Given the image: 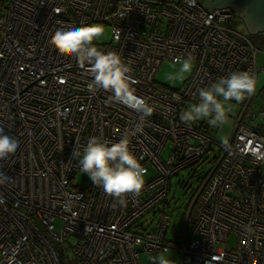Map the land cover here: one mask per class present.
Masks as SVG:
<instances>
[{
  "label": "built area",
  "instance_id": "1",
  "mask_svg": "<svg viewBox=\"0 0 264 264\" xmlns=\"http://www.w3.org/2000/svg\"><path fill=\"white\" fill-rule=\"evenodd\" d=\"M235 11L209 12L195 0H0V128L19 141L16 153L0 161L11 178L0 186L6 198L0 264H62L66 246L78 264H139L141 253L165 248L178 250L179 264H264V102L257 103L264 51L230 27ZM92 24L111 27L110 41L97 46L122 57L136 94L155 109L143 131L130 137L147 174L141 194L129 195L126 207L90 178L86 187L78 185L83 172L73 151L78 145L83 152L93 136L118 141L138 114L110 92H90L91 66L49 44L57 28ZM189 56L193 68L180 87L156 82L165 60ZM240 71L255 76V93L238 103L227 145L214 141L206 119L191 126L180 120L199 102L198 89ZM208 153L210 170L174 246L167 237L169 181ZM152 211L154 224L139 222Z\"/></svg>",
  "mask_w": 264,
  "mask_h": 264
},
{
  "label": "clouds",
  "instance_id": "2",
  "mask_svg": "<svg viewBox=\"0 0 264 264\" xmlns=\"http://www.w3.org/2000/svg\"><path fill=\"white\" fill-rule=\"evenodd\" d=\"M104 34L103 25H85L81 27L57 28L51 35L49 44L58 54L80 64L91 66L92 80L88 90L95 93L104 90L111 93V99L126 106L138 114L135 125L126 130L116 142L90 137L80 151L77 145L73 158H78L79 171L86 174L94 186L100 187L103 193L114 199L121 207L127 206L129 195L139 196L145 185L147 170L141 165L130 150V137L143 131L146 120L154 112V106L148 100L136 94V81L131 77V67L115 51L100 49L95 43ZM175 63L180 65V72L190 73L193 58L177 57ZM183 78V77H181ZM256 78L247 71L232 72L227 77H220L209 87L198 89L199 102L191 104L180 114V120L191 126L194 122L207 119L213 127L222 126L228 120L225 102H242L255 93ZM179 100L180 97H174ZM223 143L227 145V140ZM19 147V141L0 128V161L9 159ZM62 147V146H61ZM4 171L0 170V186L10 182ZM6 198L0 193V205ZM251 231L250 226H245ZM87 231V229H86ZM168 249L157 254L152 264H173L169 259Z\"/></svg>",
  "mask_w": 264,
  "mask_h": 264
},
{
  "label": "rangeland",
  "instance_id": "3",
  "mask_svg": "<svg viewBox=\"0 0 264 264\" xmlns=\"http://www.w3.org/2000/svg\"><path fill=\"white\" fill-rule=\"evenodd\" d=\"M235 12L238 13L240 7L237 4H233ZM97 25V24H92ZM102 25V24H98ZM104 26V34L95 41V43H106L111 39V27L107 25ZM230 27H233L237 31H240L248 36L252 43L261 51H264V43H262V38H264V32L252 34L249 33L244 26L243 21L236 14V19L232 20ZM261 56L262 54L259 53ZM191 73V72H190ZM190 73H181L180 65L165 60L159 67L157 74L155 75V80L161 85L168 86L170 82L174 83V87H180L184 81L189 77ZM183 77V78H181ZM264 83V74H259L258 77V88ZM228 111V120L222 126H216L213 130V139L218 143H223V140H229L231 133L234 128V119L238 115V102L232 100L225 102ZM203 120V119H202ZM206 121H208L206 119ZM166 153V149L163 151L162 156ZM207 157H212L208 153L203 159L197 164L193 165L191 168L185 169L172 176L169 181V190L167 193V198L165 202L166 213L170 216L171 227L167 233V237L172 241L173 245L176 246L181 238L184 219L190 207V201L194 195V192L201 186L203 179L210 170V164L207 162ZM89 177L84 173H79L76 176V182L81 188L88 185ZM154 211L148 213L140 219L139 222L146 223L149 220L155 223L158 218V214L152 215ZM59 228V224L56 225ZM235 236L230 235L229 243L231 246L234 245ZM157 254L141 253L139 264H152L153 258ZM169 259L173 264H179L180 254L177 249L169 248L167 253ZM62 264H78L77 260L74 258L70 251V247L66 246L65 253L62 255Z\"/></svg>",
  "mask_w": 264,
  "mask_h": 264
},
{
  "label": "water",
  "instance_id": "4",
  "mask_svg": "<svg viewBox=\"0 0 264 264\" xmlns=\"http://www.w3.org/2000/svg\"><path fill=\"white\" fill-rule=\"evenodd\" d=\"M207 11L237 4L236 13L244 23L245 29L252 34L264 32V0H195Z\"/></svg>",
  "mask_w": 264,
  "mask_h": 264
},
{
  "label": "crops",
  "instance_id": "5",
  "mask_svg": "<svg viewBox=\"0 0 264 264\" xmlns=\"http://www.w3.org/2000/svg\"><path fill=\"white\" fill-rule=\"evenodd\" d=\"M260 54H262L261 56L258 54V62L259 64L264 63V52H260ZM259 77V75H258ZM257 94H258V98H257V103H262L264 102V83L261 84L260 88H258V81H257ZM259 127L261 130H264V121L259 123Z\"/></svg>",
  "mask_w": 264,
  "mask_h": 264
},
{
  "label": "trees",
  "instance_id": "6",
  "mask_svg": "<svg viewBox=\"0 0 264 264\" xmlns=\"http://www.w3.org/2000/svg\"><path fill=\"white\" fill-rule=\"evenodd\" d=\"M262 43H264V38H262Z\"/></svg>",
  "mask_w": 264,
  "mask_h": 264
}]
</instances>
